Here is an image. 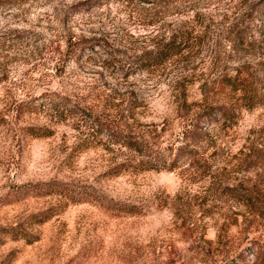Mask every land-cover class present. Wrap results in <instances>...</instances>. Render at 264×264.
<instances>
[{
    "label": "rangeland",
    "instance_id": "374dc122",
    "mask_svg": "<svg viewBox=\"0 0 264 264\" xmlns=\"http://www.w3.org/2000/svg\"><path fill=\"white\" fill-rule=\"evenodd\" d=\"M0 264H264V0H0Z\"/></svg>",
    "mask_w": 264,
    "mask_h": 264
},
{
    "label": "trees",
    "instance_id": "16d2710c",
    "mask_svg": "<svg viewBox=\"0 0 264 264\" xmlns=\"http://www.w3.org/2000/svg\"><path fill=\"white\" fill-rule=\"evenodd\" d=\"M170 43L167 42L166 45H169ZM164 46V45H163ZM163 48V47H162ZM159 49V48H158ZM172 48L170 49H162V50H158L156 52L158 53H162L164 55H166V53H168L169 51H171ZM148 53H154L153 51H150ZM157 53V54H158ZM156 54V55H157ZM156 55H153L152 58H156ZM227 83V86L231 87V90L233 92L238 91L240 88L236 86L235 84V80H231V79H226L223 82V85H225ZM213 113H218V115L222 116V117H227L228 113H230L229 108H227L226 106H217V107H212L200 114H198L195 119L191 122V124L189 125V129L187 130V134L189 136H187L185 139L187 141L186 146H184L182 148V150H186L187 153H182L181 155H189L190 158L192 157V150H191V139H197L196 137H200L202 138L203 135H206L208 132L207 131H203V129L201 128L202 126H199L200 124H202L201 122V118H205L204 120H206V124H209L210 122H212V118L211 115ZM210 121V122H209ZM212 124V123H211ZM112 137L114 139V141L116 143L122 144L125 147H128L130 149H133L134 151L138 152V153H145L147 154V152H143V145L144 142L143 140H140L137 138V136H131V135H127V136H123L121 134H112ZM180 148V149H181ZM149 154H153L155 152H148ZM150 158V155H148ZM145 169H156V170H164L166 169L165 166H157V164H152L151 165V160L149 161V165L145 167Z\"/></svg>",
    "mask_w": 264,
    "mask_h": 264
}]
</instances>
